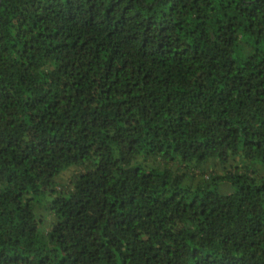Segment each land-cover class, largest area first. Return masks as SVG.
<instances>
[{
  "label": "trees",
  "instance_id": "obj_1",
  "mask_svg": "<svg viewBox=\"0 0 264 264\" xmlns=\"http://www.w3.org/2000/svg\"><path fill=\"white\" fill-rule=\"evenodd\" d=\"M0 264H264V0H0Z\"/></svg>",
  "mask_w": 264,
  "mask_h": 264
},
{
  "label": "rangeland",
  "instance_id": "obj_2",
  "mask_svg": "<svg viewBox=\"0 0 264 264\" xmlns=\"http://www.w3.org/2000/svg\"><path fill=\"white\" fill-rule=\"evenodd\" d=\"M160 162H157L156 166H159ZM75 172H77V169H71L70 171H68L66 174H64L62 177L57 179V187L60 189L62 186H69L71 185V178L74 176ZM68 189V188H67ZM225 192H230L231 188H223ZM57 195V194H56ZM55 194H49L47 196H45L41 202L36 203V212H37V216L43 220V225L41 227L42 231L45 232L49 226H52L53 224H55L57 222V219L55 217H53L51 215V212L49 210L50 206L52 205L54 198H55ZM40 206V207H38ZM39 211V214H38ZM41 217H44V219H42ZM49 220V221H48ZM52 221V222H50Z\"/></svg>",
  "mask_w": 264,
  "mask_h": 264
}]
</instances>
